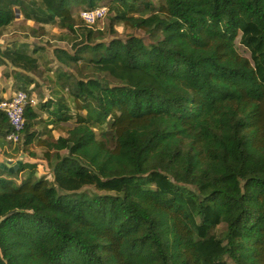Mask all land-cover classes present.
<instances>
[{"label": "trees", "instance_id": "trees-1", "mask_svg": "<svg viewBox=\"0 0 264 264\" xmlns=\"http://www.w3.org/2000/svg\"><path fill=\"white\" fill-rule=\"evenodd\" d=\"M159 1L41 0L40 21L69 35L53 54L77 73L52 122L74 125L55 139L37 131L46 103L26 109L43 162L0 169V264H264V0ZM102 3L111 28L148 39L79 26L72 6ZM17 6L0 0V36ZM9 64L36 73L39 58L0 49Z\"/></svg>", "mask_w": 264, "mask_h": 264}, {"label": "crops", "instance_id": "crops-1", "mask_svg": "<svg viewBox=\"0 0 264 264\" xmlns=\"http://www.w3.org/2000/svg\"><path fill=\"white\" fill-rule=\"evenodd\" d=\"M80 7L79 5L72 6L71 11L74 16H79ZM43 11L44 8L41 5V0H18L16 19L4 34L0 36L1 51H16L22 49L27 50L29 55L39 58V69L36 73H26L22 70H17L11 64L0 66V98H10L15 93L11 94L9 89L19 84L15 80L13 71L29 75L31 78L29 87L31 95L37 99L38 104L46 103L45 110L38 108V104L34 107L35 109L38 108L39 115L37 131L39 133L51 131V133L47 134H52L55 139H58L61 136H66L65 131L62 129H68L74 125L72 122H69L55 126L52 122L50 113L56 108L57 101L65 97L68 102H71L70 88L67 85L62 86L59 83L60 78L58 76L63 75L64 80L69 76L73 79L77 73L75 72V68H70L59 63L53 54L55 45L52 44L55 42L58 43L56 46L71 50L70 44L59 38L61 35H67L69 37L68 31L61 29L59 22L56 24H44L41 22L40 20L43 19ZM50 44L52 45L51 47L49 46ZM53 66L56 69H51ZM54 74H57L55 79ZM67 81L68 79L65 83ZM5 148V141L0 137L1 162L12 160L6 158L5 154L7 150ZM36 152L42 153L43 150L38 148Z\"/></svg>", "mask_w": 264, "mask_h": 264}, {"label": "rangeland", "instance_id": "rangeland-1", "mask_svg": "<svg viewBox=\"0 0 264 264\" xmlns=\"http://www.w3.org/2000/svg\"><path fill=\"white\" fill-rule=\"evenodd\" d=\"M151 1L154 5L156 6H159L160 4V1L159 0H149ZM103 4V3H102ZM85 9V8H84ZM83 7H80V12L82 10H84ZM146 17L149 16L148 14L145 15ZM78 17V23H79V26H81L82 28L84 27V23L83 21L80 19V16H77ZM110 17L109 15L107 16V18L102 21L98 27V29H101L103 30L104 34H105V38L104 40H106L108 37H117V38H120V39H127V37L129 35H137L139 37H144L146 39H148V37L144 34V32L142 31H137V30H134V29H131V28H125L124 26L122 25H117V26H114L111 28V24H110ZM111 29H114V34L112 33V36H111ZM52 45H58V43H53ZM51 44L49 45L50 47L52 46ZM66 47H68L66 45ZM69 48V47H68ZM51 50V49H50ZM52 51V50H51ZM239 52L245 56H248L247 55V52L244 48H241L239 47ZM88 55V54H87ZM82 66H80L82 69V73L85 75V74H88L89 71H87L86 67L84 64H81ZM51 69H56L54 66L51 68ZM79 69V68H78ZM77 69V70H78ZM112 72L113 74L114 73H117V74H121L122 73V70L120 68V66L118 64H115L114 66H112ZM107 71L106 70H103V73H106ZM54 79L57 77V74H54ZM105 75L104 74H101L100 77H104ZM77 77V75H76ZM110 78V76H108ZM76 81V79H70V81L68 82L67 81V86L69 88H72L71 86H73L74 82ZM10 93L13 94L14 92L18 91L17 87H10ZM5 141V149L7 150L5 156L7 159H9L8 157L10 156H13L15 154L16 151H19V156H15L14 158L15 159H12L13 161L17 162L18 160H20V158H23V163L26 162H31V163H34V164H39L41 165L42 164V157H43V152L42 153H37V146L35 145H30L26 148L25 146V142H24V138L18 143V144H12V143H9L6 141V139H4ZM32 158V159H31ZM50 169L46 168V166H39L38 169H37V172H38V176L39 177H45L48 175ZM27 173H24L20 176V178H24L26 176ZM5 177H8L7 175ZM87 192L92 195V194H103L101 192H98L96 191L94 188L92 187H89L87 188ZM226 231V227L225 226H221L217 229L216 231V234L221 236L225 233Z\"/></svg>", "mask_w": 264, "mask_h": 264}, {"label": "built area", "instance_id": "built-area-1", "mask_svg": "<svg viewBox=\"0 0 264 264\" xmlns=\"http://www.w3.org/2000/svg\"><path fill=\"white\" fill-rule=\"evenodd\" d=\"M109 15L106 4L91 9L85 8L79 13L84 25L90 29H98L100 23ZM37 99L28 92L16 91L10 98H0V112L5 114L10 125V131L6 135V141L18 144L23 137L26 120L25 111L28 107H35Z\"/></svg>", "mask_w": 264, "mask_h": 264}, {"label": "water", "instance_id": "water-1", "mask_svg": "<svg viewBox=\"0 0 264 264\" xmlns=\"http://www.w3.org/2000/svg\"><path fill=\"white\" fill-rule=\"evenodd\" d=\"M23 166V158H20L17 162L13 160L0 161V169L8 173H15Z\"/></svg>", "mask_w": 264, "mask_h": 264}]
</instances>
